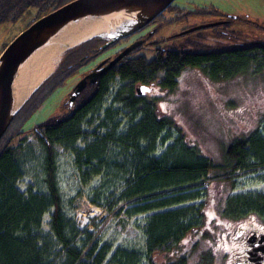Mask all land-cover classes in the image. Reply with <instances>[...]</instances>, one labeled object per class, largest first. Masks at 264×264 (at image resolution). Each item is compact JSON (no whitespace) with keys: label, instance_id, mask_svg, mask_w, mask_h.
<instances>
[{"label":"trees","instance_id":"16d2710c","mask_svg":"<svg viewBox=\"0 0 264 264\" xmlns=\"http://www.w3.org/2000/svg\"><path fill=\"white\" fill-rule=\"evenodd\" d=\"M72 1L74 0H0V23L17 21L31 7L38 9L37 20ZM213 12L219 14L215 10ZM231 22L227 20L225 25L212 28L211 35L199 33L188 37L180 45L158 49L152 59L143 55L124 60L110 72L107 79L98 85H91L78 97L77 110L74 113H67L61 119L38 125L35 129L39 132L36 133V138L45 152V183L48 189L46 195L32 191L22 193L17 188V182L24 175L22 159L26 132L23 128L47 98L64 85L74 68L54 73L32 94L0 141V264L105 262L108 249L98 250L97 245L90 244L82 248L75 245L79 231L64 220L54 147L74 144L85 135L81 129L84 117L102 102L115 78L127 84L122 89L124 94L120 92L122 94L115 100L123 101L131 112H139L143 114V118L139 122H133L125 135L107 133L105 137L98 139L100 141L90 145V148L88 146L81 150L76 155V163L78 167L92 169L90 176H93L99 171L95 166L100 162L97 165L95 162L105 156L108 142L130 148L136 161L120 199L133 206L131 216L153 213L147 219L144 260L148 264L188 263V253L182 248L186 241L205 226L202 210L205 202L198 207L186 209L174 207L206 193L212 182L233 183L238 171L249 172L251 162L257 159H252L251 155L254 153L258 157L262 148L260 145L264 144L252 139L264 137V132L230 144L224 149L222 163L216 164L200 155L196 143L175 119L162 115L150 103L137 97L135 88L159 81L162 88L171 92L178 85L177 78L187 68H197L204 77L215 81L229 80L240 75H263L264 42L228 31ZM101 43V39L95 38L67 52L65 62L79 66L81 58L96 54ZM89 92L90 95H87ZM170 128L178 130L187 149L180 151L172 150L171 147L169 151L158 156L155 153L156 143L160 142L163 134H168ZM167 139L168 136L163 138L164 141ZM85 175L88 177L89 172ZM194 190L198 191L193 193ZM260 203L262 202L257 195L251 198L231 197L226 200L224 211L230 216L241 215L242 210L261 207ZM51 209V234L43 236L41 220ZM209 235L207 233L206 236ZM197 246L196 243L190 245L192 250H196ZM142 259L136 255L131 257L118 253L113 255L111 263L139 264Z\"/></svg>","mask_w":264,"mask_h":264},{"label":"rangeland","instance_id":"374dc122","mask_svg":"<svg viewBox=\"0 0 264 264\" xmlns=\"http://www.w3.org/2000/svg\"><path fill=\"white\" fill-rule=\"evenodd\" d=\"M172 5L181 12L166 10L162 18L149 27L155 44L138 55L152 59L156 50L180 45L196 34L181 35L184 31L227 21L229 17L235 19L231 20L228 31L264 42V0H176ZM213 10L219 14L203 13ZM179 14L186 16L177 19ZM37 15L38 9L31 7L17 21L0 23V56L32 24ZM198 33L211 35L213 30L209 28ZM70 80L67 79L62 87L57 88L24 125V175L17 182V188L22 193H48L44 147L36 138L35 129L38 125L61 119L67 114V90L75 81ZM177 81L176 89L164 94L161 105L167 115L175 119L196 143L201 156L221 164L224 149L230 144L251 136L258 129L260 133L264 132V74L240 75L229 80L215 81L204 77L197 68H187ZM114 82L102 102L84 117L81 129L85 135L74 144L54 147L57 183L62 196L64 220L79 231L75 243L78 248L90 244L97 245L98 250L108 249L103 264H114L111 258L118 253L142 257L139 264H148L144 260L146 225L153 213L131 216L133 206L120 199V194L126 189L130 171L134 169L135 154L128 147L122 148L116 142H108L105 156L95 162L96 165L100 162L95 166L99 171L93 176H90L92 169L86 170L76 163V155L81 150L88 146L90 148L107 133L125 135L133 122L143 118V114L131 112V109L118 102L113 103L116 92L123 84L118 78ZM167 133L156 143V155L166 153L171 147L172 150L186 151L187 147L176 128H170ZM167 136L168 139L164 141L163 138ZM87 171L89 178L85 175ZM253 195L264 196V170L238 172L233 183L212 182L206 193L174 207L186 209L198 207L205 202V206H202L205 229H200L182 248L188 253L187 264H217L213 254L217 255V250L225 244L224 232H230L235 227L236 217L224 211L226 200L231 197L251 198ZM52 212L51 209L42 217L43 236L51 234ZM241 214H246V211L242 210ZM207 233L210 235L206 236ZM193 243L198 245L196 250L190 247Z\"/></svg>","mask_w":264,"mask_h":264},{"label":"water","instance_id":"95a60500","mask_svg":"<svg viewBox=\"0 0 264 264\" xmlns=\"http://www.w3.org/2000/svg\"><path fill=\"white\" fill-rule=\"evenodd\" d=\"M176 0H74L57 10L48 13L35 20L24 32L14 39L0 56V141L8 131L18 112L28 99L34 94L54 73L59 71L61 64L65 63L66 53L77 49L81 45L99 38L102 43L97 49V54L104 52L117 41L134 35L136 32L152 24L170 7ZM125 18L126 22L114 25L108 23L112 32L96 35L75 46H69L63 52L57 66L52 74L28 97L24 104L14 111V90L13 86L19 70L30 59V57L41 47L47 45L63 29L72 23L80 20H105L108 18ZM235 17H229L234 20ZM227 21L205 24L189 29L181 35H188L209 28L225 25ZM142 43H133L115 57L102 72H96L107 63L101 62L96 70L80 80L74 88L72 97L69 99L72 105L77 96L86 88L87 84L95 85L98 79L113 69L119 62L132 51L136 50ZM151 89L146 86L136 88L138 95H145ZM39 133L38 131H35Z\"/></svg>","mask_w":264,"mask_h":264},{"label":"flooded vegetation","instance_id":"af4514ba","mask_svg":"<svg viewBox=\"0 0 264 264\" xmlns=\"http://www.w3.org/2000/svg\"><path fill=\"white\" fill-rule=\"evenodd\" d=\"M167 10H179L177 7H174L173 5L170 6ZM180 11V10H179ZM181 12V11H180ZM204 14H210L214 13L213 11H203ZM186 14H179L177 16V19H180L182 17H185ZM162 16H160L157 20H155L152 24L158 22ZM148 25L145 28L141 29L140 31L136 32L134 35L126 37L122 40L117 41L115 44L107 48L104 52L100 54H94L91 55L89 58L87 56H83L80 60V64L75 65L74 63L71 64V62H65L62 63L59 67V72H64L67 68H71L74 70L71 73L70 81L75 80L74 83L70 86L67 90V96L68 99L65 103L67 108V113H74V111L77 110L76 107V101L79 96L83 95L85 91L91 86L87 84L86 88L77 96L75 102L70 105L69 99L72 97L74 88L77 85V83L82 80L85 76L92 73L94 70H96L97 66L103 62L104 60H107V63L102 66L101 68L97 69L96 72L100 73L104 70V68L115 58L117 57L121 52H123L127 47L132 45L133 43H142L141 46H139L136 50L132 51L128 56L124 57L120 62H123L124 60H127L131 57H138L143 55H138L141 51L149 48L152 46V44H155L152 40V36L150 33L149 27L152 25ZM185 32V31H184ZM199 32V31H198ZM198 32H195L196 34H199ZM193 34V33H191ZM195 34V35H196ZM189 35V34H188ZM192 37V36H191ZM76 55V54H75ZM74 55V56H75ZM73 58V55L71 56ZM71 59V58H70ZM86 59V60H85ZM85 61V62H84ZM119 64H117L114 68H116ZM113 68V69H114ZM103 73V75L98 79L96 84H100L102 80L107 79L110 72L113 70ZM68 78V79H69ZM115 81V80H114ZM110 83V88L114 85L115 82ZM95 84V85H96ZM127 86L126 83L123 82V84L119 87V90L116 92L113 103L118 102L116 101V97L124 94V89ZM151 89L150 92H147L145 95H138L135 88V93L137 97H140L147 103H150L154 108L161 113L162 115H167V113L163 110V107L161 105V100L164 99V94L167 95L168 90L165 88H162L160 86V82L157 81L156 83H151L150 85H143ZM122 92V93H120ZM120 93V94H119ZM158 93H160L158 95ZM87 95H90V92L87 93ZM123 107H127V105L122 101L118 102ZM260 129L253 132L252 136L255 134H263L260 133ZM260 141L264 143V137H256V139H252V141ZM259 146V144H257ZM261 152H259V156L256 157V155L253 153L251 155V158L256 159V161H252L250 165V171L251 172H259L261 170H264V144L260 145ZM250 151V150H248ZM260 159L259 161H257ZM239 172V171H238ZM258 174V173H257ZM236 180V178H235ZM234 180V182H235ZM257 198L262 202L260 203L261 207L258 208H251L250 210L246 211V214L241 215H233V217H236L235 219V227L230 231L224 232L225 236V244L222 248L217 250V255H214V260L217 264H264V196L258 195ZM252 216V217H250ZM244 217V218H243ZM201 229H205L202 227ZM200 230V229H199ZM198 230V231H199ZM197 231V232H198ZM193 245V244H192Z\"/></svg>","mask_w":264,"mask_h":264},{"label":"bare ground","instance_id":"6f19581e","mask_svg":"<svg viewBox=\"0 0 264 264\" xmlns=\"http://www.w3.org/2000/svg\"><path fill=\"white\" fill-rule=\"evenodd\" d=\"M118 25L125 18H108L105 20H80L68 25L47 45L38 49L21 67L15 80L14 111H17L28 97L52 74L63 52L69 46H75L96 35L112 32L108 23Z\"/></svg>","mask_w":264,"mask_h":264}]
</instances>
